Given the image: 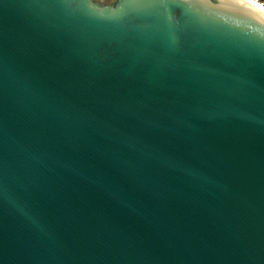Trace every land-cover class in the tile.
<instances>
[{
	"label": "water",
	"instance_id": "obj_1",
	"mask_svg": "<svg viewBox=\"0 0 264 264\" xmlns=\"http://www.w3.org/2000/svg\"><path fill=\"white\" fill-rule=\"evenodd\" d=\"M0 264H264V10L0 0Z\"/></svg>",
	"mask_w": 264,
	"mask_h": 264
},
{
	"label": "bare ground",
	"instance_id": "obj_2",
	"mask_svg": "<svg viewBox=\"0 0 264 264\" xmlns=\"http://www.w3.org/2000/svg\"><path fill=\"white\" fill-rule=\"evenodd\" d=\"M250 1L254 2V4H256L257 6H259L260 8L264 10V4H260L259 0H250Z\"/></svg>",
	"mask_w": 264,
	"mask_h": 264
},
{
	"label": "trees",
	"instance_id": "obj_3",
	"mask_svg": "<svg viewBox=\"0 0 264 264\" xmlns=\"http://www.w3.org/2000/svg\"><path fill=\"white\" fill-rule=\"evenodd\" d=\"M260 1L264 3V0H260Z\"/></svg>",
	"mask_w": 264,
	"mask_h": 264
},
{
	"label": "rangeland",
	"instance_id": "obj_4",
	"mask_svg": "<svg viewBox=\"0 0 264 264\" xmlns=\"http://www.w3.org/2000/svg\"><path fill=\"white\" fill-rule=\"evenodd\" d=\"M260 1V0H259ZM261 2V1H260Z\"/></svg>",
	"mask_w": 264,
	"mask_h": 264
}]
</instances>
